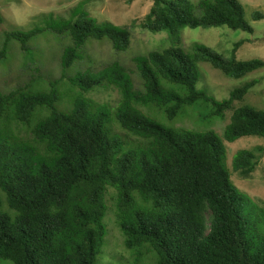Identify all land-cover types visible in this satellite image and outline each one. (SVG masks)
<instances>
[{"label":"trees","instance_id":"16d2710c","mask_svg":"<svg viewBox=\"0 0 264 264\" xmlns=\"http://www.w3.org/2000/svg\"><path fill=\"white\" fill-rule=\"evenodd\" d=\"M87 2L68 18L51 16L47 26L71 40L61 66L63 72L75 65L69 90L80 94L61 99L56 88L61 81L39 94L27 87L0 93V262L96 264L108 235L111 201L125 248L136 257L154 254L156 264H264V209L233 185L223 147L224 140L264 139V109L242 105L258 82L218 101L198 88L197 70L199 63H209L243 79L263 69L264 61L238 60L244 42L235 44L230 59L198 43L190 54L181 37L187 28L220 27L253 35L241 2L152 0L139 27L153 36L165 34L170 45L136 57L135 72L117 62L78 67L86 44L110 42L125 53L132 43L128 28L92 18L84 10ZM263 18L253 15L255 21ZM41 31L9 32L4 43L17 40L25 51ZM103 88L119 92L117 107L87 97ZM201 104L212 106L210 116L232 112L224 139L215 132L171 129L134 109L154 106L172 121L184 108ZM114 126L124 133L114 132ZM258 162L254 151L244 149L233 170L250 179ZM121 262L114 257L108 264Z\"/></svg>","mask_w":264,"mask_h":264},{"label":"rangeland","instance_id":"374dc122","mask_svg":"<svg viewBox=\"0 0 264 264\" xmlns=\"http://www.w3.org/2000/svg\"><path fill=\"white\" fill-rule=\"evenodd\" d=\"M82 1L0 0V14L3 19V23L0 24V53L6 49L5 56L0 58V93L6 94L19 87H27L33 93L39 94L48 92L55 81H61V84L56 87L61 99L64 100V96L72 93L79 92L80 94L81 91L75 88L69 90L68 80L78 73L75 65L62 72L63 50L71 45V40L66 35L59 36L47 30V26L51 16L70 17L74 8ZM88 1L84 10L92 18L100 24L109 22L120 28H128L132 34V43L125 53L116 52L110 42L86 44L80 54L81 60L77 61L80 62L79 68H88L91 65L96 68L106 67L117 62L126 69L135 72L137 69L133 60L136 57L146 56L152 51H160L170 45L165 34L153 36L139 27L138 22L149 13L152 0ZM190 1L198 3L200 0ZM239 1L245 10L246 20L254 28L253 35L243 31H234L228 27L196 30L187 28L181 34L183 49L191 54L194 43H198L225 59H230L235 44L244 42L237 54L238 60L264 61V18L259 21L253 19L255 13L264 16V0ZM35 29L42 31L29 41L25 51L21 50V43L17 40L12 39L10 43H4L6 33L13 31L29 32ZM197 70L202 77L198 88L208 91L218 101L229 99L231 92L236 88L257 81L258 85L246 97L245 102L243 104L237 102L235 106L238 108L242 104L264 109V68L247 75L243 79L230 78L209 63H199ZM63 76L66 80H62L61 77ZM134 81L136 87L140 88L141 80L137 75L134 76ZM87 97L93 99L97 104H110L114 108L119 105L120 101L119 92L113 88L98 89ZM58 108L61 109L62 104H58ZM67 108H71V105ZM134 109L140 115L155 120L168 128L187 129L201 133L215 132L223 139L232 115V112H227L224 118L210 116L212 106L201 104L184 108L180 117L170 121L162 110L154 106L134 107ZM35 122L36 119L33 124ZM113 130L114 132H123L119 126H114ZM125 135L128 136V134ZM223 147L227 152L226 164L233 185L264 209V139L259 137L243 138L234 143L224 140ZM244 149L254 151L259 161L257 169L250 179L242 178L238 172L233 170L234 159L238 152ZM108 206L111 210L105 219L108 235L96 264L114 263V257L123 261L121 264H156L154 254L136 257L135 254L125 248L124 237L114 215L113 202L109 201ZM104 251L107 253L106 255L103 254ZM0 264L12 263L0 262Z\"/></svg>","mask_w":264,"mask_h":264}]
</instances>
